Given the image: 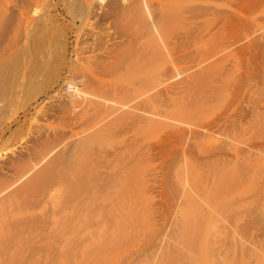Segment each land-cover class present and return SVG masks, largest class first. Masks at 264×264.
I'll list each match as a JSON object with an SVG mask.
<instances>
[{
	"label": "rangeland",
	"instance_id": "obj_1",
	"mask_svg": "<svg viewBox=\"0 0 264 264\" xmlns=\"http://www.w3.org/2000/svg\"><path fill=\"white\" fill-rule=\"evenodd\" d=\"M129 1L126 2V0H105L104 2H102V0H0V16L2 17V19L0 18V23L2 25V27H0V31H3L2 34H0V62L2 59H7L9 57L8 59L12 64V70L8 75V80L13 83L8 91L3 94L0 100V191L4 189V186H2L3 183H9V185H11L16 182L19 179L23 168H26V170L32 168L40 161V159L42 160L43 158H46L48 154V151H46V146L52 144H60V147L58 149H60V151H63V153L65 152L68 158H73L74 154L76 153L81 154L80 156L85 158L86 155H90L87 156L90 158H88L89 162L85 161L86 163H88L89 167L93 168V165H95V168H97V166L101 164V168H104L103 166L107 165V168L105 166L106 170L100 169L102 173H104L105 171H108L106 173H116L117 171H120V168L122 167L124 170H122L123 173H127L129 171L128 168H131L132 165H136L138 170L141 169L138 166H142L143 169L145 167H149L151 171H154L156 173L153 172V174L155 175L152 174V176H150L147 175V171L149 170V168L147 170L145 169L146 171H143L147 173L145 174L147 177H150L148 178L149 180H147V182L149 181V184L147 183L148 185H145L144 182V186H142V189H145L143 190V193L147 192L144 195L145 198H148V200L150 198L149 201L155 202L154 204L149 203L150 207L148 208L150 210L156 208L159 209L158 211H160L158 213L159 216L156 218V220H153V224L152 222H150L152 221V219L148 218L150 220V225L153 226L156 223L155 225L158 226L157 223L159 224L160 222V226L161 224L166 225L168 224V222H171V227H168V225H166L167 227L164 226L167 229L160 226L159 229H163L161 230L162 235L161 233L160 235L164 236L163 238H165L166 234L170 236L177 234L179 237V241L178 239L176 240V238H178L176 237V235H174V237L171 236L173 239L175 238L174 241L172 239L171 241H173L175 246L178 247V242L180 243L184 241V244H186V240L188 239H186L187 237L182 238L183 240L181 239V236L179 235V233H177L178 229H174L175 226L177 227L178 223L174 221L177 224L176 225L174 222H172V220L169 221L170 218L167 217L169 216V212L161 213V208H164L163 211H166V209L168 210L169 207L171 208L173 206V200H170V198L172 199V195L174 193H172V185L167 186L166 183L163 184L161 181H170L171 184V179L173 178L169 179V177L174 176L176 172H179L181 166L184 168L187 164L186 162H188V165L190 164L191 167H189L190 165H187L189 167H185L188 168V170L186 169L187 171L185 170V168H182L183 172H188L189 176L192 175V179L199 176V184L202 183L201 187L205 189V191H208V193L210 191L213 192L214 196L217 199V201L215 202H218L217 204H219V188L223 185V183L228 184L230 182L228 184L230 185L232 181L235 180L237 181L235 183H242L243 186H247L246 184H251L250 187L253 188H249V193L251 192V189L252 193H250V196L248 193V196L246 198L247 202L245 201L241 206L240 209H242V211L239 210L240 213H244L240 214L242 215V217H244H240L241 219L238 221L239 223L241 220L243 221L242 224L240 223V228H238L239 231L241 230L239 234L245 239L247 235H249V238L252 234H254V237L255 235H258V238L255 237L257 238V241L253 236H251L253 237L251 239H254V241L252 240V243L256 244L257 247L258 243H262L264 245V0H215L214 2L218 3L219 11V21H217L219 25L217 24V36L215 40L216 43L218 42V44L216 45H218L217 49L219 48L218 50L220 52H218V55L216 56L218 58L215 57L217 60L214 59V61L213 59H211L213 61H211L212 64L208 63L210 62L209 60L205 63L206 65L203 64L202 66H198V68L196 67L195 69H193L192 72L194 71L193 73H196L197 75H192V72L186 73L183 78H181L182 81L181 79L179 80V82L181 81L180 83H165L164 86L162 85L165 88L157 86L158 82H160L158 81V77L159 79H161V82H164V77L166 75L165 70L166 67L170 64V61H168V51L165 50L168 49L172 43L174 45L172 36H176V33H172L170 39H165L162 37L163 35H160L159 37L160 31L158 32L157 30L158 33H156L155 29H160V27H162V22L160 21V17L162 16H157L159 11V13H163L162 8L165 6V3L167 1L163 3L164 5H162V2L160 0H149L151 2H148V0H139L141 1V3H139L138 0V2H135L136 0H134V2L132 3H136V5L132 6L135 7V9H131L132 0ZM146 1L148 4L145 6L146 3L144 2ZM178 1L183 3V0ZM189 1H186L187 4L183 3V7L188 5ZM205 1L206 2L202 4L204 6H211L210 2L211 4L213 2V0ZM240 1L243 3H241ZM100 2H102L103 4ZM118 3L119 5H117ZM137 3L139 5L143 4L141 5L143 6L142 9H145V12H142L143 14H140L141 18L148 16L149 21L146 20L147 18H144V20H140L141 18L139 17L138 19L136 16H133L134 18H132L131 20L130 16H132L133 13H137V15H139L138 8H140L141 6L139 7ZM149 3H155V6L157 5L156 7H158L159 11H157V8H155L156 10H154V4H152V10L157 13L155 14L153 11L151 12V10L150 13H154L152 16H156L154 17L158 20L160 25L157 24L158 22L155 23V21L157 20L151 18L152 16H150V13L148 11L149 9L147 7L148 5H150ZM99 4L101 7L99 6ZM247 4H249V7L244 8V6H246ZM127 5L128 8L126 7ZM159 6H161L162 8ZM123 7H126L127 12ZM129 7L131 11H135L133 13L129 11L130 14L132 13V15L127 17L129 15ZM240 11L244 13L239 14ZM248 11H251V15H249ZM144 14L148 15L142 16ZM245 14L248 15L250 19L246 17V20L244 17ZM116 15L117 18L120 19V22H118V19H116ZM135 18L136 20L138 19L136 22L133 21ZM208 18L212 20V16H205V19L209 20ZM238 18L239 20H237ZM231 19L233 20V22L237 20L235 22L236 24L234 23L235 26L233 28L232 22H229L232 21ZM147 21L149 25L145 23ZM227 21L230 25H226ZM246 25L248 26V28L245 27L247 28V30H245L244 28V26ZM238 30H243L242 33H245L242 35ZM246 32L250 33L251 37H248V33ZM235 33H239L242 36L245 35L247 42L245 40H242V43H239L238 39L244 37L239 36V34L236 35L239 37H236ZM232 36L234 37L232 38ZM16 37L18 38L17 40ZM236 38L237 44H234L232 41L236 40ZM250 40L251 42H248ZM159 43H161V45ZM167 43H170V45H163ZM154 44H157L159 46L156 45L155 47ZM129 48L131 49V53H129L128 55H124L125 49ZM241 48L243 50H239ZM154 50L158 51L156 52V55H158V57H156ZM237 50L242 52H238ZM159 53L160 55L161 53H164L162 54L164 58L162 57V55L160 56ZM164 55L167 57H165ZM179 55L177 56L178 59L182 57V54ZM1 57L4 58L1 59ZM238 57L242 59V61L246 60V62L248 63H243L242 61L240 62V59ZM160 58H162L163 60H161ZM182 58H184V60H177L175 62V64H177L175 66H180L178 68L183 69L189 66L196 65L194 64L196 62H193L192 60H190V58L186 59L184 56ZM158 59L160 61H158ZM164 59L166 60L164 61ZM162 61H164L163 64L160 63ZM166 61H168V65ZM237 61L243 63L242 67H239L241 65L239 62L236 64ZM14 64H17L18 66ZM238 64L239 66L237 67H239L240 69L245 67L248 68L249 71H247L246 69H242V71L244 70L245 73L249 72V75L247 74L246 76L244 74V76V72L242 73V71L239 70L242 73L241 76L243 77H241L240 74V77H237V69L239 68H236L235 65ZM245 64L248 65L245 66ZM160 65H164L165 70L161 69L164 68V66L159 67ZM199 68L201 71H199ZM234 71L236 74L235 76L231 77L230 75H234ZM228 77H230L231 80L228 79ZM234 77L236 78L234 79ZM239 78L241 80L243 79V81L240 82ZM226 79L230 80V83L231 81L235 80H238V82H232L233 84L231 83V85H227L226 83L229 81H227ZM189 82H192L190 87H188ZM68 83H72V85L74 86L73 89H71L72 91L67 89L66 85ZM166 84H175V89L179 87L178 89H176L179 91V94H177L176 96V98L178 97L177 99H180V97L183 95L182 92L186 96L189 91H191V94H188L187 96H190L191 98L193 95V99H190L188 97L190 99L189 100L187 97L186 98L189 100V104L193 103L191 106L187 104L189 108L191 107L193 109H186L187 111H193L191 112L192 114L190 115V112H188L190 115L189 116L186 112V109L185 115L180 111L178 112V114L180 115V113H183V119H186L184 118L186 116H188V118L191 117L194 120L193 122H190L192 120L190 118H187L188 120L184 121L181 116L177 117V110H180V108H177V110H175L176 114L172 112L174 111L171 110L172 107L174 109L173 100H175V103L179 102V100L174 98V95L176 94V92H178L174 89V86L167 85V87H169L168 89L171 88V90H166L167 92L170 91L168 92V94L172 93L171 91H176L172 96L173 98H171L172 94H170L168 99L166 98V100L164 99L163 101H160V98H165L164 96H166L167 94H165L164 92V89H166ZM226 85L228 86L227 90H225L226 88L223 89V87H227ZM186 86L190 90H188ZM229 86L231 87L229 88ZM157 87L162 88L164 91L162 89L159 90ZM216 87L218 88L219 93L215 91L217 90ZM74 89H79L80 92L84 91V93L92 95L94 97L97 96L95 98H99L98 100L107 101V98L110 100L115 99L116 101L112 100V102L117 103L120 102V100H124V103H128L130 101L127 99V95H130L128 97L130 100H133V95H136L134 99H137L138 102H140L142 99L139 107L142 106L143 109L144 107H146V111L144 109V111L141 112V109H139L141 114H143V116L145 117V114L152 111L146 116L150 118L153 117V114L151 113H154L156 111L157 114L158 112V114L160 115L159 117L161 118L160 122H162L163 120L164 125L163 122L159 123V118L156 119V122L158 121L157 123H159L156 125L159 126L161 124V126L165 127L161 128L159 126L158 129L157 126L152 127L150 126L151 124H148L146 121L143 123H139L140 126L139 124L137 126L138 121L135 122L130 118L126 119L128 121V124H126L127 122H125V125L122 124L124 123L123 121H118L119 117L117 116L111 117L110 120H112L113 123H111L112 121L110 120L102 121V117L104 118V116L107 115L105 114L106 111L103 112L101 108H98L99 110L97 111V107L91 106L90 103H88V106L84 105L85 102L82 101L81 98H79V91H75ZM151 89L154 91H152ZM147 90L149 92H147ZM158 90L159 92L162 90L161 92H164L165 95H163L162 93H158ZM153 92L156 93L153 94ZM211 92H213V94ZM215 92L217 93V95ZM70 93L73 95H71ZM236 93H238V97H241L240 99L236 97ZM121 94L126 96V98L121 99L120 97H124L123 95L121 96ZM156 94H159V96H161L162 94L163 97L161 96L160 98H158L159 96H156ZM166 97H168V95ZM155 98H158L159 100ZM170 98L173 99L170 100L171 108H169V106L167 105L169 104L167 102H169ZM184 98L185 97H182L181 99ZM191 100H193L194 102H191ZM183 101L187 102L186 99L182 100L181 102ZM202 103L204 104V107ZM200 105L202 106V108ZM164 108H167V114L163 113L164 111L166 112ZM169 111H171V115L175 114V117L174 115L171 116V118L174 117V120L170 119V116L168 115L170 114ZM181 111L184 110L181 109ZM97 112H101V114H104L101 116V114L99 113L101 117L100 118L97 115ZM95 114L96 117L94 116ZM94 117L96 118V121L94 120ZM115 117L116 119L113 120ZM176 117L181 118L185 123H180L181 119L176 120V122ZM99 120L102 122H99ZM187 121H189L190 124ZM95 122L98 123L94 127ZM106 122H110L109 125H112L111 128H114L116 127V125H118L116 129H114V134H112L113 129L106 132V134L109 133L110 135H106L105 132L102 131V135L104 133L106 136H101L100 142H89L86 148L85 146L83 148L79 146V141L83 137L85 138V135L88 133V131L92 132L93 128L94 130H96V128L99 127L98 125H101V127H103L102 124H106ZM165 123H168L166 124L167 126L165 125ZM141 126L143 129L140 128ZM186 126H188V128L192 126V128L186 129ZM199 126L203 127L200 128V131H197ZM144 127L147 128L144 129ZM148 127H152V129L150 130L148 129ZM202 128L206 129L204 130ZM192 129L195 130V132ZM190 130H192V133ZM181 131H184L183 135L185 136H182V134H180L182 133ZM189 134L191 135L189 136ZM167 137L168 139H166ZM164 144L168 145L165 146ZM118 147L123 148V150H119ZM114 149L115 151L117 150L119 152L122 150V155H113ZM167 151L169 152V154L167 153ZM101 152H103V155L105 154L106 156H103ZM165 154L168 155L166 156ZM121 157L125 158V161H128L124 162L125 164H123V159H120ZM91 159H93L92 162L90 161ZM132 159L134 162L132 161ZM93 161L96 164L93 163ZM98 161H100L101 163L97 164ZM128 162L133 164H127ZM174 165L176 166L174 167ZM166 167H170L168 169L176 172L172 173V171H169ZM163 173H167V176L165 175L166 179L164 180L163 178L165 176H163ZM145 175L143 176L146 180L147 177L145 178ZM245 180L248 183H246ZM167 183L169 184V182ZM221 183L222 185L219 186ZM159 186H166L167 188L163 187V189H160ZM165 189L166 192L168 190L169 192H171V197L168 194L169 198H167L166 194L169 192L166 193L165 191H163ZM192 191L194 192V190ZM159 193L162 194L160 195ZM163 194L165 196L164 199L166 198L165 200L167 202L164 201L163 198H161L163 197ZM195 196L197 197V199H200L198 197V194ZM39 198V196H34L31 198L33 204L32 206L34 207V210L36 212L44 210V207L42 205L36 204L39 203L37 202ZM22 200V197L17 198V201ZM202 200L201 203L204 204L203 209L209 207L208 209L215 212L214 210H216L218 206L217 204H215V208H213L214 204L212 205V208L214 209L213 210L210 208V203L206 201L203 202ZM163 201L166 203V206L165 203L163 205ZM168 202L170 205L168 204ZM48 206L49 208L52 207V205ZM207 208L204 210V212L210 215V217L208 216L209 218L207 219L206 224L210 225L211 223H214L215 226L213 227V224H211L210 226V228L214 229L212 230L213 232L211 231L213 234L211 238L212 240L216 235L218 236V234H220L218 237H221V233L225 231L228 226L231 227V229L235 227L232 224L230 225V223L223 225V222L220 221V213L216 214V210L215 213L210 211L212 213L210 214ZM161 214H163V217L164 215H166L165 217H167V220L166 218L165 220H163ZM160 215L162 218L160 217ZM138 217L132 218L137 220ZM211 217H216L220 220L217 223L218 219L215 220L214 218L213 220H210ZM132 218L129 219V221L133 220ZM49 219L48 221L51 222ZM159 219H161V221ZM135 221L134 223H137L139 219L138 221ZM208 221L212 222H209L210 224H208ZM132 222H129V226L133 224ZM172 224L175 226H173ZM221 225L224 227L226 226L225 230ZM127 228L128 227H126V229ZM131 228L132 230H130ZM155 229L158 230V227H155ZM168 229L171 231L166 233V231H169ZM172 229H174V232H176L174 233ZM215 229L216 233L214 232ZM234 229H236V227ZM234 229H232L231 232L235 234L236 230L234 231ZM128 231H133L132 233H134L133 227L131 226ZM128 231L125 232L127 234L124 233L125 236H127L125 238H130V234H132L128 233ZM164 231L165 233L163 234ZM233 233L227 235V239H229L230 235ZM168 235H166L165 238L167 240H169L167 238ZM125 238L122 234L120 240L124 241V243H127V239L125 240ZM249 238L247 237L248 243H250L249 241L251 240ZM157 240L158 241L155 240V244L153 243L154 247L157 246L156 244L159 243L160 238ZM190 241H188V243ZM229 242L231 244L232 239L231 241L229 240L228 243ZM165 244H167L169 247L173 246V243H168V241ZM253 244L252 246L255 247V245ZM180 246H182L181 243ZM260 246L262 247V245ZM166 248L164 247L163 250H165ZM36 250L37 248L35 249V252ZM38 250L40 249L38 248ZM131 250L134 251L135 248ZM38 252L40 253L36 252L37 256L34 257L39 258L40 256H38V254H40V258L43 259L42 256H44V253L41 251ZM190 252L187 254L191 255ZM144 254V257L143 254L140 255L144 258H141L143 259L142 261L137 262L136 259L135 263L132 264H147V261L149 259L146 258L149 256V254L148 252ZM187 254L186 256L188 257ZM127 256L128 255H126V257ZM140 256L138 257L140 258ZM126 257L124 256L125 259ZM128 257L127 259L129 263L127 261L126 263L121 262L120 264H130L131 257L130 255ZM188 258H191V256H189ZM125 259L122 258V261H126ZM189 260L191 261L192 259L185 260L186 262L182 260H176L177 262H175V264H184V262L185 264H190ZM220 263L221 262H219V264Z\"/></svg>",
	"mask_w": 264,
	"mask_h": 264
},
{
	"label": "bare ground",
	"instance_id": "obj_2",
	"mask_svg": "<svg viewBox=\"0 0 264 264\" xmlns=\"http://www.w3.org/2000/svg\"><path fill=\"white\" fill-rule=\"evenodd\" d=\"M104 1L105 0H102V2H104ZM121 1H123V0H121ZM128 1L126 0V2H128ZM138 1L136 0L135 2H138ZM157 1H154V2H157ZM160 1L162 2V5H164L163 3H165L167 1L163 8L161 6H159L163 9L162 14L159 13L160 11L158 10V7H156L157 5L155 6V3H152V4H154V7L151 6L152 5L151 3H149L150 5L147 6L149 9L148 10L149 13H150V10H151V12L153 11L152 10V7H153L154 10H156L155 8H157V11H159L157 17L162 16V17H160L161 18L160 21L162 22V24H161L162 27H160V29L154 27V28H156L155 29L156 33H158L160 31L159 37H160V35H163L162 37L165 39H170L171 38L170 36H172L171 34L176 33L175 34L176 36H172L173 37L172 39L174 40V45L172 43L168 49H166V50L164 49L165 51H168V54H169L168 61H170V64L168 65V63H167L168 61H166L167 65H168L166 67V70H165V66H164L166 63L162 66L161 65L159 66V67L164 66V68H161V69L165 70L166 75L164 77L165 78L164 82H161V79H159V77H158V81H160L161 83L158 82V84L157 83L156 84L158 87L165 88V87H163L165 83H172V84L177 83V82L180 83L182 81L181 78H183V76L186 73L192 72L193 69H195L196 67L198 68V66H202L203 64H205L209 60H210V62H208V63L212 64L213 61L211 59L214 60V59L218 58L216 56L218 55V52H219L218 49L219 48L217 49L218 45H216V44H218V42L216 43L215 40H216V36H217V30H216L217 24L219 25V23L217 22V21H219V19H218L219 18V11H218V3L214 2L215 0H213L214 3L212 2V4L210 2L211 6L202 5L206 2L205 0H190V1L188 0L189 1L188 5H186L185 7H183L184 5H182V4L183 3L187 4V2H186L187 0L186 1L180 0L183 3L179 2L178 0H176V1L175 0H160ZM102 2H100V3H102ZM132 2H134V0L131 1V6L132 5L135 6L136 3L133 4ZM148 2H151V1L148 0ZM129 3H130V1H129ZM139 3H141V1H139ZM144 3H146L145 6L148 4L147 1ZM241 3H243V2H241ZM124 4H126V3H124ZM117 5H119V3ZM141 5H143V4H141ZM141 5L138 4L139 7ZM241 5H243V4H241ZM247 5L244 6V8L245 7L248 8L249 4H247ZM99 6H100V4H99ZM149 6H151V7H149ZM126 7L128 8V5ZM126 7H123L125 9V11H126ZM137 7H136V9H137ZM240 7H243V6H240ZM132 8L135 9V7H133V6L131 7V9ZM142 8H143V6L138 8L139 11H141V12H139L137 9L138 14H139V15H137V13H136L137 11L135 12L136 14H134L133 12L135 10L131 11V9L129 7V9H128L129 15L127 16V14H126V16L129 17L133 13V15L130 16L131 20H132V18H134L133 16H136L139 19V17L141 18L140 14H143L142 12H145L144 11L145 9L143 10ZM114 10H116V9H114ZM241 10H242V8H241ZM129 11H131L132 13L130 14ZM248 12H249V15H251V13H250L251 11H248ZM154 13H152V14L150 13V16H152ZM241 13L243 14L244 12L240 11L239 14H241ZM159 14H161V15H159ZM146 15H148V14H144L142 16H146ZM207 15L212 16V20H210L209 18H208L209 20L205 19V16H207ZM124 16H125V14H124ZM154 16H152L151 18L155 19L156 16L155 17ZM244 17L246 19V17H248V15L245 14ZM0 18L2 19L1 16H0ZM144 18H147L146 20H148V16L144 17ZM144 18H141L140 20H144ZM1 19H0V22H1ZM116 19H118L117 15H116ZM119 20L120 19H118V22H120ZM137 20L135 18L133 21L136 22ZM155 20H157V19H155ZM237 20H239V18ZM237 20H235L234 22H233V20L232 21L228 20L229 22H232V24H233L232 28L235 26V24H236L235 22ZM148 21L145 22L147 25H149ZM228 21L226 22L227 23L226 25H230ZM156 22H158V20L155 21V23ZM241 22H239V23H241ZM246 22H249V21H246ZM157 24L160 25L159 22ZM157 24H155V25H157ZM245 24H247V23H245ZM0 25H1V23H0ZM159 25H157V26H159ZM247 25H249V24H247ZM247 25L244 26V28L245 27L248 28ZM0 27H2V25ZM247 28H245V30H247ZM157 30H158V32H157ZM218 30H219V28H218ZM243 30L242 31L238 30V31H239V33L241 32V34L243 35L245 33V32L242 33ZM2 32L0 34H2ZM218 33H219V31H218ZM239 33H237V34H239ZM246 33H248V32H246ZM237 34L235 33V36ZM241 34H239V36L244 37L245 39L239 38L240 39V40L238 39L239 43H242L241 42L242 40L246 41V36L245 35L242 36ZM239 36H236V37H239ZM249 36L251 37L250 33H248V37ZM233 37L234 36H232V38ZM17 39L18 38L16 37V40ZM250 39H252V38H250ZM247 40H249V39H247ZM234 41H236V42H234ZM155 42H158V41H155ZM232 42L234 44L235 43L237 44V38H236V40H233ZM248 42H251V40ZM159 44L161 45V43H159ZM156 45H155V47H156ZM163 45L168 46V45H170V43L169 44L168 43L163 44ZM172 45H173V47H172ZM157 46H159V45H157ZM160 47H162V46H160ZM129 49H125L124 55H128L129 53H131V49L130 50ZM239 50H243V49L241 48ZM239 50H237V51L242 52ZM156 52H158V51H155V55H156ZM162 54H164V53H161V55ZM179 54H182V57L184 56L186 59L190 58V60H192L193 62H196L194 64H196L197 66L194 65V66H189L187 68L182 67L183 69L178 68L180 66H178V67L175 66V65H177V64H175V62L177 60H181V61H182V59L184 60V58H182V57L178 59L177 56ZM159 55H160V53H159ZM179 56H181V55H179ZM156 57H158V55H156ZM162 57H163V55H162ZM165 57H167V56H165ZM2 58H4V57H1V59ZM5 58H7V57H5ZM8 58L2 59L0 62V100H1V97L3 96V94L5 92H7L8 89L13 85V83L10 80H8V75L10 74V71L12 70V67H11L12 64L10 63ZM160 59L163 60L162 58H160ZM165 60L166 59H164V61ZM158 61H160V60L158 59ZM164 61H162L160 63L163 64ZM239 61L241 62L242 59H240ZM239 61H237L236 64ZM247 61H249V60H247ZM242 62L248 63V62H246V60L245 61L243 60ZM13 63H15V62H13ZM160 63H158V64H160ZM243 63H240L241 64L240 66H239V64L235 65V67L236 68L242 67ZM158 64H157V66H158ZM14 65H17V64H14ZM183 65H185V64H183ZM247 65L245 64V66H247ZM237 66H239V67H237ZM211 67H213V66H211ZM236 68H234V69H236ZM15 69H17V68H15ZM242 69H246L247 71H249L248 68H246V67L241 68V69L239 68V69H237L239 72V73L237 72V75H236L237 77H240L242 75V73L244 72V70L242 71ZM239 70L242 71V73ZM199 71H201L200 68H199ZM193 72H192V75L194 74ZM233 73H234V75H230L231 77L235 76V74H236L235 71ZM248 73L244 72L243 75L245 74L247 76ZM239 74H240V76H239ZM241 77H243V76H241ZM235 78L236 77H234V79ZM180 79H181V81L179 82ZM192 79H194V78H192ZM228 79H230V77H228ZM230 80H227V81H229L226 83L227 85L228 84L231 85L232 82L233 83L238 82V80L237 81L235 80V81H231V83H230ZM239 81L241 82V81H243V79L242 80L240 79ZM224 82H226V81H224ZM172 84H169V85H171V86L175 85V84L174 85H172ZM188 84H189L188 87H190L192 82H189ZM167 85L168 84L165 85L166 86V89H164L165 91L162 88L157 87L159 90L162 89L165 92V94L167 93L166 96L168 95V97L164 96L165 98L162 99L160 97L162 96V94L163 95H165V94H164V92H161L162 90L160 92L158 90V93H162L161 96H159V94H156V96H159L158 98H160V101H163L164 99L166 100V98L168 99L170 94H172L171 98H173L172 96L175 94L176 91H178L176 89H178L179 87H177L175 89V86H174V89L176 91L175 90L171 91L172 93L168 94V92H170V91H168V92L166 91L169 88V87H167ZM188 87L186 86V88H188ZM230 87L231 86H229V88ZM224 88H226L225 90H227L228 86L223 87V89ZM72 89H73V87H72ZM148 90H147V92L150 91V90L149 91ZM168 90H171V88ZM188 90H190V89L188 88ZM77 91H79V89ZM152 91H154V90H152ZM215 91L218 92L219 91L218 88ZM156 92H153V94ZM190 92L191 91H189V93H188L189 95L191 94ZM211 93L213 94V92H211ZM177 94H179V91L176 92V94L174 95L175 99L178 98V97L176 98ZM182 94L183 95L180 97V99L182 97H185V98L181 99V101L186 99L187 102L186 101L181 102L180 99H177V100H179V102L175 103V100H173L171 98L169 99V102H167V103H169L167 105L169 106V108H171L170 107V100L174 101L173 102L174 103V109L172 107L171 110H174L172 112L176 114L175 110H177V108H180V110L179 109L177 110V117L181 116V118L183 117L182 116L183 113L185 115V109L188 108V110H189L191 108V107L189 108V106H191L193 104V103L189 104V102H188L193 97V95L190 98V96H187L188 95L187 93H186L187 94L186 96L184 95L183 92H182ZM71 95H73V94H71ZM78 95H79V98H81V100L85 102L84 105L88 106V103H90L91 106L97 107L96 108L97 111L100 108L103 112L106 111L105 114H107V115H105L106 117L104 116V118L102 117V121H105V120L108 121L111 119V117L117 116V117H119L118 121L124 122L122 124H125V122H127L126 124H128V121L126 119L130 118L131 120H133L135 122L138 121L137 126L139 123H141V122L143 123L146 121L148 124H151L150 126L156 127L157 126L156 124L163 122V120H162V122H160L161 121V118L159 117L160 115L158 114V112L156 114V111L154 113H151V114H153L152 115L153 117H150V118L146 117L148 115V113L150 114V112H152V111L145 114V117H144L143 114H141V112L144 111V109L146 111V107H144V109L142 106L139 107L142 99L140 98L141 101L139 100L140 102H138L137 99H134V97H136V95H133V97L131 96L133 98V100L132 99L130 100L128 98L130 95H127L128 96L127 99L130 101L128 103H124L125 102L124 100H122V101L120 100V102H118V103L112 102V100L113 101H116V100L115 99L110 100L108 98H107V101L98 100L99 98L98 99L95 98L97 96L94 97L92 95L86 94V93H84V91L83 92L79 91ZM122 95L123 94H121V96ZM216 95H217V93H216ZM137 96H141V95H137ZM238 96H239L238 93H236V97H238ZM98 97H100V96H98ZM186 97L187 98L189 97L190 99L188 98L189 99L188 100ZM120 98L124 99V98H126V96L120 97ZM149 98H150V96H149ZM158 98H155V99L159 100ZM240 98L241 97H238V99H240ZM105 100H106V98H105ZM108 100H110V101H108ZM191 102H194V101L191 100ZM175 104H176V108H175ZM187 104H189V106ZM204 104H205V102H204ZM204 104H203V107H204ZM186 105H187V107H186ZM171 106H173V105H171ZM197 108H195V109H197ZM201 108H202V106H201ZM139 109H141L140 110L141 112L139 111ZM164 109H162V110H164ZM181 109H183L184 111H181ZM191 109H193V108H191ZM179 111L183 112V113H180V115H179L178 114ZM186 112L187 113L190 112V115H191L192 114L191 112H193V111H187V109H186ZM97 113H98L97 115L100 117L101 112H97ZM163 113L167 114L168 111L166 110V112L164 111ZM169 113L170 114H168V115L170 116V119L174 120L173 118L175 117V114L172 113L174 115V117L171 118V116H173V115H171V111H169ZM103 114L104 113H102L101 116ZM188 115H189V113H188ZM94 116L96 117V114ZM99 117H98V119H99ZM177 117L175 118V121L178 119H181V118H177ZM184 118H186V119L182 118L184 121L188 120L189 118L192 119L191 117L188 118V116H186ZM115 119H116V117L113 120H115ZM156 119H158L159 123H157L158 121L156 122ZM94 120L96 121V118ZM124 120H126V121H124ZM181 120H180V123L181 122L185 123L183 120L182 121ZM102 121L99 120V122H102ZM110 121H112V120H110ZM118 121H117V123H118ZM189 121H187V122L189 123ZM193 121L194 120L192 119L190 122H193ZM97 123L95 122L94 127ZM109 123L106 122V124H102L103 127H101V125H98L99 127H97L96 130H94V128H93L92 132L88 131L89 134L87 133L85 135V138L83 137L79 141V146L81 148H83L85 146V148H86V146H87V144H89V142H93V143H94V141L100 142L101 136L105 135L106 132L111 131V129H113L112 134H114L115 133L114 129H116V127L118 125H116V127H114V128H111L112 125H109ZM111 123H113V121ZM119 123H121V122H119ZM166 124H168V123H165V125ZM163 125H164V122H163ZM202 125H204V124H202ZM139 126H140V124H139ZM159 126L161 128L163 127V126H161V124ZM159 126H157L158 129H159ZM152 127L151 128L148 127V129L151 130ZM201 127H203V126H199L197 131H200ZM130 128H131V125H130ZM140 128H142V126ZM146 128L144 127V129H146ZM185 128L189 129V128H192V126H190L189 128H188V126H186ZM202 129H204V128H202ZM183 130H184V128H183ZM192 130H190L191 133H192ZM102 131L105 132V134L103 133V135H102ZM193 131L195 132V130H193ZM183 132L180 134H182V136H185V135H183L184 134ZM107 134H109V133H107ZM190 135L191 134H189V136ZM166 139H168V137ZM160 142H162V141H160ZM159 144H161V143H159ZM164 145L166 146L168 144H164ZM164 145H162V146H164ZM59 147H60V144L47 145L46 146V151H48V154L46 153L47 159L46 158H43L42 160L40 159V161L34 167L29 168L27 170H26V168H23L21 171L22 173H21L19 179L16 182H14L13 184L9 185V183H3L2 186H4L3 187L4 189H2L0 191V264H120L121 262L126 263L128 261L127 257L129 255L131 257L130 264H132V263H135L136 259H137V262L142 261L144 259L143 258L145 255L144 253H146V252H148V254H149V256L146 258V259H149L147 261V264H172L173 262H174L173 264H175V262H177L176 260L185 261L188 259H192L191 261L189 260L190 264H203V263L219 264V262H221L220 264H264V247H263L264 245L262 243L260 244L258 242H254V243H258V247H259L258 248L256 244L252 243V240L253 241H254V239L256 240L259 236L255 235V237H257V238H255L253 236L254 234H252V235H250V238H249V235H247V237L249 239L254 237V239H251L249 241L250 243H248L247 237H246V239L243 238L239 234V232L241 230L239 231V229H238V228H240L241 224L243 223L242 220L240 221L241 224L238 222L241 219L240 217H242V215H240V214H244L242 212L240 213L239 210L242 211V209H240V208L244 204V202L246 201V198H247L249 190H250L249 188H253V187H250L251 184L250 185L246 184L247 186H245V185L243 186L242 183L241 184L235 183V182H237L234 180L235 178L233 179L234 181H232V183L230 185H228L230 182L229 183L227 182L228 184L223 183V185L221 183L219 185V186L222 185L219 188V204H217L218 202L215 203L217 201V199L214 196L213 192L210 191L208 193V191H205V189H203L201 187L202 183L199 184L200 181L198 179L200 177L198 175H197L198 176L197 178L192 179V177H193L192 175H191L192 176L191 177V176H189L188 172H185V171L183 172V169L190 165V164L188 165V162H186L187 164L185 163L186 166L184 168L181 166V169H179V172L172 171V170L168 169L170 167H168V168L166 167L169 171H172V173L176 172L175 175L173 174L174 176L169 177V179L173 178V179H171V181H172L171 184H170V181H167V182H169V184H168L164 180V179H166L167 173L166 174L163 173L164 174L163 176L166 175L163 178V180L165 182L161 181L163 184L166 183L167 186L172 185V190H173L172 193L173 192L174 193L172 195V199L170 198V200H173V206L171 208L169 207L168 210L166 209V211H163L164 208H161L160 210H161V213L162 212H165V213L169 212V216H167L170 218L169 221L172 220V222L176 221V223H178V225H177L174 222L178 228L175 225H173L174 223L172 225L175 226V228L174 227H172V228L178 229L177 233H179V235L181 236V239L186 238V237H187L186 239H188V240L185 239L187 242L186 244H184L185 243L184 241L180 242L182 244V246H180V243L178 242L179 237L177 234H174V235H176V237H178V238H176V240L178 239V241H175V242H178L177 243L178 247H177V246H175V244L173 242L175 240V238L174 239L172 238V237H174V235L173 236L171 235L172 236L171 237L170 235L166 234V235H168L167 238L170 240V242L173 243V246L169 247L165 243H167V241H168V243H170V242H169V240L165 239L166 235H165V238H163L164 236H161L162 235L161 230H163L162 228L167 227L166 225H168V227H169L171 225L170 224L171 222L167 221L168 224H166V225L161 224L160 225V226H162L161 230L159 229L160 228V226H159L160 222H159V224L157 223L158 226L155 225L156 223L153 226L150 225V222H152V224H153V220H156V218L159 216L158 213L160 211H158L159 209H156V208H155L156 210L153 208L154 211H153V209L150 210L148 208V207H150L149 203L154 204L155 202L149 201L150 198H149V200H148V198H145L144 195L147 192L143 193V190H145V189L144 188L142 189V186H144L143 185L144 182H145V185L149 184L148 183L149 181L147 182V180H149L148 178L150 176H152L154 171H151L149 167H145L143 169L142 166H138L141 168L138 170L136 165H132L131 168H128L129 171L127 173H125V172L123 173V171H124L123 167L120 168V171H117L116 173H114V172L113 173H111V172L106 173L108 171H105L104 173H102L100 171V169H105V166L107 168V165L104 164L105 165V166H103L104 168H101V164H99L101 162L98 161L97 164H99L100 167L97 166V168H95V165H93V168L89 167L88 163H86L85 161L89 162V160H88L89 157H87V156H90V155H86L87 160L85 157L80 156L81 154H78V153L74 154V156L72 155L73 158H68V156H67V154H65V152L63 153V151H60V149H58ZM120 149L123 150V148H121V147L119 148V150ZM116 151L114 149V152H113L114 154L113 153L112 154L116 155V156L121 154V151L120 152L119 151L116 152ZM111 152H112V150H111ZM159 152H161V151H159ZM101 153L103 155V152H101ZM167 153L169 154L168 151H167ZM90 154H92V153H90ZM121 155H119V156H121ZM170 155H171V153H170ZM103 156H106V155L104 154ZM169 157H171V156H169ZM84 158H85V160H84ZM120 159L121 160L123 159V161H122L123 164H125L124 162L128 161V160L125 161L126 159L123 157H121ZM133 159H132V161H133ZM92 160L93 159H91L90 161L92 162ZM106 160H107V158H106ZM135 161H137V160H135ZM107 162H106V164H107ZM93 163H95V162L93 161ZM129 163L130 162H128L127 164H129ZM131 164H133V163H130V165ZM138 165H139V161H138ZM164 165H166V164H164ZM175 166L176 165H174V167ZM189 167H191V165ZM148 168L150 170V171L149 170L147 171L148 174L146 172H143L145 169L147 170ZM166 168H164V169H166ZM188 168H185V170L186 169L188 170ZM140 170H142V171H140ZM169 171H167V172H169ZM150 172H152V173H150ZM154 173H156V172H154ZM145 174L150 175V176L147 177ZM143 175H145V178L147 177L146 180L144 179ZM153 175H155V174H153ZM245 182H246V180H245ZM246 183H248V182H246ZM148 187H150V186H148ZM159 187H160V189L161 188L163 189L164 186H162V187L159 186ZM164 188H167V187L165 186ZM192 190H194V192ZM163 191L166 192V189ZM167 192H169V190ZM162 193H159V194L161 195ZM166 193H164V194H166ZM170 193L171 192L166 194L167 198H169L168 197L169 195L171 197ZM250 193H252V189H251ZM250 193H249V196H250ZM164 194H163V197H161L163 199L165 197ZM197 194H198V197L200 199H197V197L195 196ZM34 196L40 197L37 201L39 203H36V204L42 205L44 207V210H42L40 212H36L34 210V207L32 206L33 205L32 200H31V198ZM45 196H47V197H45ZM18 197H22L23 200L17 201ZM165 199H164V201H166ZM201 200L203 202L206 201V202L210 203L211 209L216 207L215 204H217L219 206V207L217 206V208H216V210H217L216 214L220 213L221 220L216 218V217H213V218L211 217L212 219L210 218V220H213L214 218H215V220L218 219L217 223L220 220L223 222V223L221 222L223 225L230 223V225L232 224L233 226L236 227V229H234L235 227L232 228V229H234V231L236 230V233L234 234L233 232H231L232 229L228 225H227L228 227L226 228V230H225L226 226L224 227L221 225L222 228L224 227L225 231H223L221 233L222 234L221 237H218L220 235V234H218V236L216 235L218 238L215 236V238H213V240H212L211 239L212 235H213L212 230H214V229L210 228V226H211V224H213V227H215V226H214V223H211L212 221L211 222L208 221V224L211 223L210 225L206 224L207 219L210 217V215H208L204 212V210L207 207L205 209H203L204 204L201 203ZM164 201L162 202L163 205L165 203ZM158 204H160V203H158ZM168 204H169V202H168ZM168 204H167V207H168ZM213 204H214V206L212 208ZM48 205H52L51 208H53V209L49 208ZM202 205H203V207H202ZM53 206H56V207H53ZM161 206H162V204H161ZM165 206H166V203H165ZM218 208H219L220 212L218 211ZM243 208H244V206H243ZM50 209H51V212H50ZM247 209H246V212H247ZM255 209H257V208H255ZM208 210H209L208 212L210 214H212L211 212H213V211L210 209H208ZM216 210H214V211L216 212ZM150 211H152V212H150ZM206 212H207V210H206ZM215 212H213V213H215ZM244 212H245V209H244ZM161 215L163 217V214H161ZM161 215H160V217H161ZM131 216L134 218L135 217L137 218L139 216L138 217L139 221H138V219L137 220L133 219ZM165 216L166 215H164L163 220H165V218L167 220V217H165ZM130 217L134 221L136 220L139 223L138 222L134 223L133 220L129 221V219H131ZM148 218L149 219L151 218L152 221H150ZM48 219L51 222H49ZM159 220L161 221V219H159ZM147 221L148 222L150 221V222L148 223ZM129 222L133 223L132 225L131 224L130 225L133 227L134 233H132L133 231H131V232L128 231L129 228L131 227V226H129ZM213 222H215V221H213ZM237 223H239V224H237ZM126 227H128L127 228L128 230L126 229ZM155 227H158V230H156ZM165 229H167V228H165ZM169 229H171V228H169ZM174 229H172L173 232H174ZM227 229H228V231H227ZM229 229H230V233H233L234 235L231 234L233 236L230 235V237L228 236L229 239H227V235L230 234ZM130 230H132V228ZM127 231H128V233H132V234H130V238L129 237L125 238V237H127V236H125V234H127L125 232H127ZM170 231L171 230L166 231V233L170 232ZM214 232L216 233V229ZM160 233H161V235H160ZM164 233H165V231L163 232V234ZM122 234H123L125 240L127 239V243L126 242L124 243V241L120 240ZM171 234H173V233H171ZM251 236H253V237H251ZM159 238H160V240H159V243L156 244L157 245L156 246L157 248H156V247H154V244H155L154 242H155V240L158 241L157 239H159ZM230 238L232 239L231 244H230V242L228 243L229 240L231 241ZM171 239L173 241H171ZM188 241H190V242L188 243ZM251 243L253 245H255V247H253ZM259 244L262 245V247ZM37 245H38V247H37ZM164 247L165 248L168 247V248L163 250ZM36 248H37V250L39 248L40 250H38V251H41L44 253V256H42L43 259L40 258L41 257L40 254H38V256H40L39 258L34 257V256H37V253H40L37 250H36L37 253L35 252ZM134 248H135V250L132 251L131 249H134ZM34 252L36 253V255ZM189 252L191 253V255L187 254ZM124 253H127V254H124ZM141 254H143V257L140 256ZM186 254L188 255V257L191 256V258H188L186 256ZM122 255H123V257H122ZM126 255H128V256L126 257ZM124 256L126 257V259L124 258ZM135 256H137V257H135ZM138 256H140V258ZM219 257H220V259H219ZM122 258L125 259L126 261H122ZM141 258H143V259H141ZM185 262H184V264H185ZM128 263H129V261H128Z\"/></svg>",
	"mask_w": 264,
	"mask_h": 264
},
{
	"label": "built area",
	"instance_id": "obj_3",
	"mask_svg": "<svg viewBox=\"0 0 264 264\" xmlns=\"http://www.w3.org/2000/svg\"><path fill=\"white\" fill-rule=\"evenodd\" d=\"M66 86H67V89H68V90H71L72 87H74V86L72 85V83H68Z\"/></svg>",
	"mask_w": 264,
	"mask_h": 264
}]
</instances>
